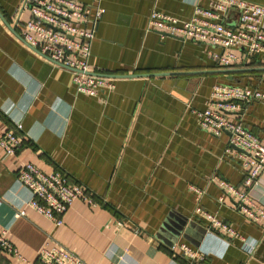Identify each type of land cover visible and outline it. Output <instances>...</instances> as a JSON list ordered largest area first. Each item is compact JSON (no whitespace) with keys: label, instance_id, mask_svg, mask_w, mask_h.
Wrapping results in <instances>:
<instances>
[{"label":"crops","instance_id":"obj_1","mask_svg":"<svg viewBox=\"0 0 264 264\" xmlns=\"http://www.w3.org/2000/svg\"><path fill=\"white\" fill-rule=\"evenodd\" d=\"M102 17L92 44L90 69L113 78L107 96L77 94L72 73L19 38L21 0H0V138L15 131L23 148L6 158L0 147V233L34 264L45 244L75 253L85 264H188L173 248L205 254L195 264H264V231L234 206L214 178L241 187L245 173L230 135L201 130L195 112L207 108L218 84L264 90V72L229 80L211 57L220 48L148 31L154 11L189 20L208 0H78ZM264 6V0H245ZM21 15V22L29 20ZM11 28L13 30H11ZM15 30V31H14ZM248 64L263 66L260 59ZM264 68V67H261ZM259 68V69H261ZM195 72H209L196 74ZM170 77H148L152 74ZM264 144V104L229 114ZM60 170L87 188L97 206L77 200L53 223L32 208L17 210L31 195L19 185L25 164ZM198 191V192H197ZM201 192V194H200ZM264 205V178L250 188ZM218 216L240 237L258 242L253 254L239 238L208 233L197 209ZM125 225L118 227V223ZM50 245V246H51ZM0 264H23L0 251Z\"/></svg>","mask_w":264,"mask_h":264},{"label":"built area","instance_id":"obj_2","mask_svg":"<svg viewBox=\"0 0 264 264\" xmlns=\"http://www.w3.org/2000/svg\"><path fill=\"white\" fill-rule=\"evenodd\" d=\"M24 12L30 17L22 23L21 15ZM18 14L15 28L19 29V38L41 56L69 70L77 94L96 98L101 94L107 96L116 89L115 79L93 75L95 73L89 65L102 10H98L92 19L91 8L78 0H21ZM148 31L158 32L163 37L192 39L207 47L220 48L221 53H211V57L221 68L243 66L254 59L264 61V6L245 0H208L206 8L196 4L189 20H179L154 11ZM252 103L264 104V90L218 84L212 90L207 108L195 113L201 130L215 137L224 133L230 135L227 153L233 149L239 151L238 160L245 180L241 187L220 178H214V181L234 200L235 208L264 231V205L250 194V188L264 178V144L229 115ZM23 144L15 131H7L0 138V147L6 158L17 155ZM18 181L31 195V199L18 208L19 217L25 216L24 210L28 206L55 227H63L65 215L77 200H83L92 207L97 206L87 188L70 182L60 170L45 173L36 165L27 163L20 170ZM197 213L208 221L209 234L239 238L245 253L250 255L255 252L258 246L256 240L240 237L218 216L202 208H198ZM124 225L118 223L120 228ZM50 245L45 244L39 251L41 264H85L75 253ZM0 248L23 264H34L7 240L6 231L0 233ZM173 250L186 257L189 264L205 258V254L186 245H177Z\"/></svg>","mask_w":264,"mask_h":264},{"label":"water","instance_id":"obj_3","mask_svg":"<svg viewBox=\"0 0 264 264\" xmlns=\"http://www.w3.org/2000/svg\"><path fill=\"white\" fill-rule=\"evenodd\" d=\"M0 18L3 20V22L9 26L8 22L4 19V17L2 16V14L0 13ZM10 28V26H9ZM11 30H13L11 28ZM15 31V30H14ZM252 71H258V72H264V68L261 69H252V68H235V69H221L219 71H216V73L218 74H226L229 80H234V74L236 73H247V72H252ZM196 74H206L209 72H195ZM96 76H104V77H109V78H134V77H138V75H128V76H108V75H100V74H93ZM174 74H170V73H163V74H152V75H147L148 77H170L173 76Z\"/></svg>","mask_w":264,"mask_h":264},{"label":"trees","instance_id":"obj_4","mask_svg":"<svg viewBox=\"0 0 264 264\" xmlns=\"http://www.w3.org/2000/svg\"><path fill=\"white\" fill-rule=\"evenodd\" d=\"M238 66H236V67H233L232 69H235V68H237ZM247 67H249V68H252V69H259V68H261V67H264V65L263 66H256L255 67V65L254 64H248L247 65ZM221 68V67H220ZM222 69H226V68H222ZM228 69H231V68H228ZM256 73H261V72H258V71H252V72H247V73H239V74H256ZM2 249L0 248V251H1ZM3 251V250H2ZM187 263L189 264V261L187 260ZM195 264V263H194Z\"/></svg>","mask_w":264,"mask_h":264}]
</instances>
